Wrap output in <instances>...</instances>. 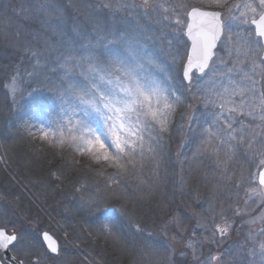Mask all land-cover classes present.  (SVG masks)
I'll return each instance as SVG.
<instances>
[{"label":"rangeland","instance_id":"obj_1","mask_svg":"<svg viewBox=\"0 0 264 264\" xmlns=\"http://www.w3.org/2000/svg\"><path fill=\"white\" fill-rule=\"evenodd\" d=\"M58 1L60 2L58 3L57 0H0V50L5 48L3 50L6 53L5 58L7 55H13L16 60V63L11 62L13 66L15 65L13 68L11 66L7 68L9 60L1 64L3 69L0 72V95L9 103L13 111L6 126L8 124V127L16 126L15 123H17V126L22 129V132L18 133L25 137L24 144L20 140V145L17 146L16 143H12L14 139L9 128L0 129V194L8 200L4 223L14 232L19 233L21 239L17 246L20 245L22 255L29 263L28 260L36 259V251L45 252L40 235L47 232L57 241L60 252L55 260H46L44 264H77V258L82 260V264H109L110 261L112 264H155L158 257L166 255L165 249L171 242V236L175 231L173 217L182 226H186L185 236L192 235V229L199 223L209 229L204 232V236L211 237V229L222 226L223 219L231 218L233 215L231 211H222V209L235 208L237 200L240 201L239 206L243 207V200L247 199L245 190L248 185L239 186L236 180L240 178L241 173L247 176L249 171L257 170L256 164L259 158H251L250 153L258 151L259 146L249 150V155L244 154L246 143L241 145L238 151L233 152L227 144H220L218 139L202 135V129L209 127L210 120L200 125L193 121L192 130H190L188 115L199 116L203 109L196 101L188 98L183 89L181 92H184V101L173 112L176 114L175 126L172 125L173 123L170 124V128L173 127L175 130L172 133L175 137L174 151L171 157L169 153L170 158L166 157L162 151V159L158 166L146 152L142 161L139 157L137 158L135 167L128 165L127 170L122 172L109 161L102 158L96 159V154L80 151L75 144L72 146L67 143L62 144L58 140H42L39 137L30 136L27 131L32 124L54 128V123L49 124L50 119H61L60 101L55 92H51V99L47 101L45 107L41 108L37 104L41 98L40 93L35 88L30 90L23 86L24 74L20 64L24 56L26 60H31V68L34 70H38L43 64L37 58L38 53L32 47L33 43L25 40L27 35H32L33 41L38 42L36 44L47 46V49L53 46L61 50L66 48L68 54L60 57L59 60L54 59L55 63L51 64V67L60 70L59 74L61 73L64 79L78 74L82 82L77 84L83 85L86 83L83 73L87 70V64L77 66L74 60L71 70L66 71L65 57L71 55L78 58L92 52L106 60L105 46L112 53L124 55L120 41L125 36L124 31H120L118 36L113 32V35L109 36L106 31L98 35L91 25L85 27V17L100 19L107 26L117 24V28L119 24L131 23L128 27V38L131 39L137 32L143 35L137 48L144 55L152 57L160 68V71H154L153 75L166 85L175 86L178 84L175 77L182 63L181 58L189 43L183 34V29L173 33L172 28L175 25L163 29L162 25L155 23L157 16L172 15L170 5L174 4L175 0H155V3L163 5V8H157L155 12L149 9L151 19L140 9H136L135 14L129 16L126 12L104 7L106 4H114L115 0ZM130 2L140 3L141 0H130ZM164 8H169V11L165 12ZM198 8L225 12L224 7L221 10ZM92 11L97 12L98 15L96 16ZM100 11L103 15L99 13ZM177 11L186 25V15L182 10ZM35 18L38 20V26L30 31L25 26L32 24ZM229 23L232 33L237 37H245L253 32L249 24ZM71 36L74 38L70 41ZM101 37H103L102 40ZM80 39H82L81 42ZM254 39L258 38L254 37ZM97 40H100V43H97ZM72 45L78 46L70 50ZM227 45V37L219 42L217 56L212 65L213 70L208 72L204 80L208 88H214L216 91L222 92L225 87L236 89L237 95L233 99L239 104L241 99H248L239 95V89L248 87L251 79L260 82L264 65H259L258 62V66L253 67L242 51L238 54L237 49L241 48L239 41L231 46ZM178 51L179 56H177ZM29 74L30 72L25 77ZM13 77L18 80L17 88L22 90L15 97L11 91ZM54 86H57L56 81L50 87ZM260 86L258 83L257 89ZM189 103L195 104L196 107L198 105V112L196 108H189ZM79 115L82 116V114ZM236 120L254 123L251 119H245L242 114H238ZM236 126L239 127V124ZM149 143L152 142L148 140V134L145 133L146 146ZM159 143L163 146L162 140ZM11 145L13 147L9 148ZM152 147L159 151L157 144L152 143ZM13 149L15 152H11ZM14 154L15 156L19 154L20 158H14ZM54 159L55 161L62 159L63 166L66 167L63 170V172L66 171L65 174L59 171L57 163L54 166ZM164 164L172 166L167 172H163L161 177L160 173L164 168L161 165ZM80 166L84 167L80 170ZM89 174L94 175L96 181H87ZM124 179H126L125 183H129L130 191L141 194H130L129 189L123 186ZM98 180L102 181L101 188L97 187ZM169 180L171 187L165 184L166 181L169 184ZM157 186L171 191L170 194H161L166 200L163 196L158 197ZM116 194H123V196L117 198ZM175 196L179 198L178 204L173 203L172 197ZM98 198H103L106 204L109 202L113 204L109 205L106 217H102L103 213L88 211L87 202L96 201ZM152 198L156 201L158 199L154 206H150ZM118 199L121 203L117 201ZM137 202H141L138 214L129 210V208L134 210ZM162 204L165 212L161 210ZM169 204L174 206L167 212L171 207ZM120 206L124 207L127 215L117 211ZM103 207L104 204H101V210ZM150 207H154L153 213L158 212L154 216L158 218L157 221H154ZM249 207L254 210L256 216L264 213L258 201L250 204ZM142 220L146 222L143 223ZM105 224H115V233L105 229L103 227ZM165 224L169 225L167 237L162 231V225ZM253 227L259 233L264 225L257 221ZM201 231V228H196L194 240L201 239ZM248 232L249 225L237 219L226 241L204 246L202 249L204 257L218 255L221 252L227 253L229 249H235L239 243H243ZM217 238H219L218 233ZM67 240H71V243H67ZM33 247L36 251H30ZM197 247H199L198 244ZM96 249L101 252L103 260L93 254L92 250ZM243 259L246 261L247 257ZM255 259L259 260V258Z\"/></svg>","mask_w":264,"mask_h":264},{"label":"snow or ice","instance_id":"obj_2","mask_svg":"<svg viewBox=\"0 0 264 264\" xmlns=\"http://www.w3.org/2000/svg\"><path fill=\"white\" fill-rule=\"evenodd\" d=\"M202 2L209 7H224L225 12L206 11L189 4L187 0H175V3L170 5L171 16H157L155 19V23L162 25L163 29L175 25L172 28L173 33L183 29V34L190 41V47L186 46L187 50L181 58L182 63L175 77L177 85L168 86L153 75V72L160 71V68L152 57L144 55L137 48L141 39L139 32L131 39L125 34L120 41L124 55L112 53L105 46L106 60L92 52L78 58L71 55L65 57L66 71L71 70L74 60L77 66L87 64V70L83 73L86 83H68L66 88L61 84L47 89L50 93L55 92L60 101L61 119H50L49 124L54 123V128L32 124L27 131L30 136L42 140L53 139L62 144H75L80 151L94 153L96 159L109 161L122 172L127 170L128 165L135 167L137 158L142 161L146 152L158 166L163 151L159 142L169 132L170 117L183 102L182 96L186 92L191 100L196 101L203 109L199 116L188 115L190 130L193 121L200 125L210 120L209 127L202 129V135L218 139L220 144H227L233 152L246 143L245 155H249V150L258 145V151H252L250 155L253 159H259L255 172L249 171L247 176L241 173L240 178L236 180L239 186L248 185L245 190L247 199L243 200V207L239 206L240 201L237 200L235 208L222 209L231 211L233 215L231 218L225 217L222 226L212 228L211 237L204 236V232L209 229L199 223L192 229V235L185 236L186 226H182L173 217L175 231L171 242L165 249L166 255L158 257L155 264H264V227L260 228L259 233L253 227L257 221L264 225V213L256 216L254 210L249 207L258 201L264 209V72H261L260 82L251 79L248 87L239 89L241 97H248L247 100L241 99L239 104L233 99L237 95L236 89L225 87L222 92L216 91L214 88H208L204 80L208 72L213 70L218 44L225 37L227 46L239 41L241 48L237 49V53L242 51L253 67H257L258 62L259 65H264V0H237L232 4H228V0ZM104 7L126 12L129 16H133L136 9H140L151 19L149 9L155 12L157 8H163V5L155 3V0H141L140 3L115 0L114 4H106ZM177 10H182L186 15V25ZM164 11L168 12L169 8H164ZM229 22L249 24L254 33L237 37L232 33ZM88 25H91L98 35L107 28V24L100 19L86 16L85 27ZM97 43H100V40H97ZM17 83V78L13 77L11 91L14 97L22 92L17 88ZM39 83L46 87L43 82ZM258 83L261 85L259 89ZM181 89L184 92H181ZM13 102L15 103V99ZM188 107L195 109L196 105L189 103ZM238 114L256 123L238 121ZM49 115L51 116V113ZM145 133L148 134L150 142L157 144L159 151L152 147V143L146 146ZM101 204H104L103 210ZM87 207L89 212L103 213L102 217H106L110 206L104 203L103 198H98L96 201H88ZM117 211L127 215L123 207ZM237 219L249 225V232L243 243H239L235 249H229L227 253L204 257V246L226 241ZM103 227L112 233L116 231L115 224H105ZM196 228L202 229L199 241L193 239ZM162 231L167 237L169 225H162ZM65 235L67 237V233ZM42 238L47 252L55 255L50 257L46 252L30 248V251H36V259L29 264H44L46 260H55V256L59 254L60 248L49 233H42ZM20 239L18 235L7 234L5 230L0 229V250L15 247ZM66 242L71 243V240ZM245 256L246 261L243 259ZM256 257H259L258 261ZM17 264L24 262L18 261Z\"/></svg>","mask_w":264,"mask_h":264},{"label":"trees","instance_id":"obj_3","mask_svg":"<svg viewBox=\"0 0 264 264\" xmlns=\"http://www.w3.org/2000/svg\"><path fill=\"white\" fill-rule=\"evenodd\" d=\"M234 1H236L237 2V0H228V4H230V3H232V2H234ZM57 2L59 3L60 1H58L57 0ZM167 2V1H166ZM189 4H191V5H193V6H198V7H203V8H210V9H218V10H221L223 7H209L207 4H205V3H203L202 2V0H189V1H187ZM99 11V10H98ZM91 12V11H90ZM102 11H100L99 13H101ZM92 13H93V11H92ZM97 13V12H96ZM95 12L93 13V14H96ZM102 15H103V13H101ZM98 14H96V16H97ZM95 16V17H96ZM140 19H142V18H140ZM139 19V20H140ZM141 21V20H140ZM38 20H36V18H35V21H33L32 22V24H30L29 26H25L27 29H29L30 31L32 30L33 31V29L35 28V27H37L38 26ZM42 24V23H41ZM131 23H125V24H119V26H118V28L116 27V25H114V26H112V25H108L107 26V28H106V32H108L109 33V36H112L113 34H112V32L114 33V35H117L118 36V34L120 33V31H124V33L125 34H127L128 35V31H129V29H128V27H129V25H130ZM40 26V25H39ZM237 30V29H236ZM105 31H103V32H105ZM26 32H28V31H26ZM30 34V33H29ZM117 36H115V37H117ZM140 36H141V39H142V37H143V35H141L140 34ZM74 37L73 36H71V38H70V41L73 39ZM77 39H79V38H77ZM25 40H27V42H28V40L30 41V42H32L33 43V45H32V47L33 48H35V51L38 53V59L40 60V62H43V64L39 67V69L38 70H34L33 68H31V60L29 61V60H26L25 58H26V56H24V60H22L21 61V63L22 64H20V67L22 68H20L21 70H22V73L24 74V78H23V86L26 88V89H29L30 88V90L32 89V88H35V90L37 91V92H39L40 93V99L37 101L38 103V105L41 107V108H43V107H45V104L47 103V101H49L50 99H51V97H52V93H50L47 89H49V88H51L50 86L52 85V84H54V81H56V84H57V86H59V85H61V84H63L64 85V87H65V85H67L68 83H80V82H82V78L78 75V74H76V75H74V77H70V78H67V79H64L63 78V76H61L60 74H59V72H60V70H56L55 68H53V67H51V64H53V63H55V61H54V59H56V60H59V58L60 57H64V56H66V54H68V50L65 48H63L62 50L60 49V48H57V47H50L49 49H47V46H39V44H36V43H38V42H35V41H33L34 39L32 38V35L31 36H29V35H27L26 37H25ZM81 40L82 39H80V42H81ZM74 46H78V45H72V48L70 49V50H72L73 48H74ZM80 46V45H79ZM62 48V47H61ZM5 48H3L2 50H0V72H1V70L3 69L2 68V66H1V64L3 63V64H5V63H7V61H8V63H7V68H8V66L10 67H14L12 64H11V62H13V63H16V60H15V57H13V55H11V56H9V55H7V57L5 58V51H3ZM66 50V51H65ZM27 54V53H26ZM11 64V65H10ZM52 70V71H51ZM30 72V74H29V76H27V77H25V75L26 74H28ZM32 72V73H31ZM39 82H43V85H45L46 87H42L41 86V83H39ZM64 82H67V83H64ZM66 88V87H65ZM55 95V94H54ZM188 95V94H187ZM190 96L188 95V98H189ZM182 101H184V99H183V96H182ZM40 102V103H39ZM191 102V101H190ZM8 102L7 101H5V99H4V97H2L1 95H0V129L1 128H9V132L13 135V139H14V141L12 142L13 144L14 143H16L17 144V146H19L20 145V140L22 141V144H24V139H25V137H23L20 133H18V132H22V129H20L18 126H17V123H15L16 124V126L15 125H12V126H10V127H8V121L10 120V117H11V114H12V108H11V106L9 105V103L7 104ZM183 103V102H182ZM47 106H49L48 104H47ZM180 106V105H179ZM179 106L178 107H176V110L179 108ZM196 109V111L198 112V110H199V108H198V105H197V107H195ZM4 114H6V115H4ZM4 115V116H3ZM6 116V117H5ZM175 117H176V114L174 113V114H172V116L170 117V120H172L171 121V123L170 124H172L173 126H175V124H174V120H175ZM178 117V116H177ZM6 122H8L7 124V126H6ZM254 123H256V121H254ZM172 127V126H171ZM171 129H173V130H171ZM171 130V131H170ZM169 131L170 132H168L164 137H163V139H162V141H163V153L166 155V157H169V153H170V157L172 156V154H173V151H174V148H173V146H174V144H175V137H173L172 136V133H174L175 132V130H174V128L172 127V128H170L169 129ZM24 135H25V133H23ZM67 144H70V143H67ZM72 146H75L74 144H71ZM71 146V147H72ZM10 147H13V145H11V146H9V148ZM71 151V150H70ZM11 152H15V150L13 149ZM14 156V158H17L18 157V159L20 158V156H19V154H18V156H15V154L13 155ZM62 157V156H61ZM169 157V158H170ZM15 161V160H14ZM54 161H55V159H54ZM56 163H57V165L59 166V171L62 173V174H65V172H63V170H65L66 169V167H64L63 165V162H62V159H58V160H56L55 161V163H54V166H56ZM162 167H164L161 171H162V173H160V176L161 175H163V172L165 173V172H167V170H169L170 168H171V164H166V166H165V164L164 165H161ZM81 167H84V166H80V170L82 169ZM166 167V168H165ZM168 167V168H167ZM88 168L90 169V167L88 166ZM84 170V169H83ZM82 170V171H83ZM91 170V169H90ZM89 170V171H90ZM92 171V170H91ZM161 177H163V176H161ZM75 179V178H74ZM76 180V179H75ZM96 181V178H95V176L94 175H91L90 176V174H89V177H88V179H87V181ZM125 181H126V179H124L123 181H122V183H124L123 184V186H125V188H127V189H129V183H125ZM171 181L169 180V184H168V181H166L165 182V184L166 185H169V187H171V183H170ZM96 184H97V187L98 188H101V186H102V181H100V180H98L97 182H96ZM108 184V186H111V185H109V183H107ZM89 190V189H88ZM90 191V190H89ZM174 191V190H173ZM172 191V192H173ZM170 192L171 191H169V189L167 188V190H165V187H164V189L163 188H160V187H158L157 186V194H158V197H160V196H163V199L164 200H166L165 199V197H164V195H161V194H170ZM103 193H106V192H103ZM129 193L130 194H141L140 192H132V191H130V189H129ZM128 193V194H129ZM117 195V198H120L121 196H123V194H116ZM113 199V198H112ZM153 200H152V204L150 205V206H154V205H156V203H157V201H158V199H157V201H156V199H154V198H152ZM172 199H173V203H177L178 204V202H179V198L178 197H172ZM119 203H121V200H117ZM108 205H113V204H111L110 202L109 203H107ZM114 204H115V202H114ZM140 204V205H139ZM162 206V208H161V210L162 211H164L165 212V209H163V204L161 205ZM169 206H171L170 208H168V210H167V212H169L170 210H171V208L174 206L173 204H169ZM120 207H123V206H120ZM175 207H177V206H175ZM124 208V207H123ZM139 208H141V202L139 203V202H137L136 204H135V206H134V210L133 209H130L129 208V210H132V211H134L136 214H138V211H139ZM150 209H151V212L153 213V209H154V207L152 208V207H150ZM177 209V208H176ZM177 211V210H176ZM166 212V213H167ZM177 212H179V211H177ZM144 213H148V212H146V211H144ZM151 213V215H153L152 217H154L155 215H157L158 214V212H154L153 214ZM165 213V214H166ZM136 214H135V216H136ZM154 221H157L158 220V218H156V217H154ZM163 220H164V218H163ZM142 222L144 223V222H146V221H143L142 220ZM89 244V243H88ZM88 247H90L89 245H87ZM92 252H94L93 254L96 256V257H98L100 260L102 259L101 258V252L99 251V250H92ZM77 258V257H76ZM256 258H259V257H256ZM79 259L77 258L76 259V261H77V264H82V260L80 259L79 261H78ZM103 260V259H102ZM101 263V262H100ZM105 263V262H104ZM106 264V263H105ZM109 264H112V262L110 261L109 262Z\"/></svg>","mask_w":264,"mask_h":264},{"label":"flooded vegetation","instance_id":"obj_4","mask_svg":"<svg viewBox=\"0 0 264 264\" xmlns=\"http://www.w3.org/2000/svg\"><path fill=\"white\" fill-rule=\"evenodd\" d=\"M3 195L0 194V229H3L6 231L7 234H16L19 236V233H16L13 231L12 228L8 227V225H5L4 221H5V212H7V209H8V200H7V197H2ZM41 237V235H40ZM20 242V240L16 243L15 247H11L10 248V253L13 257H15L16 259L20 260V261H23L24 264H29L27 262V259L25 258V256L22 255V252H21V247L20 245L17 246V244ZM41 244H42V248L44 249L45 252H47L44 244L42 243V240H41ZM59 247V245H58ZM48 253V252H47ZM49 254V253H48ZM49 256H53L51 254H49ZM57 256H55V258H57ZM35 259L33 260H28V261H34ZM47 264H50V263H47Z\"/></svg>","mask_w":264,"mask_h":264},{"label":"water","instance_id":"obj_5","mask_svg":"<svg viewBox=\"0 0 264 264\" xmlns=\"http://www.w3.org/2000/svg\"><path fill=\"white\" fill-rule=\"evenodd\" d=\"M206 11H210V10H206ZM253 32H254V29H253ZM184 36L187 39V41L189 43V47H190V41L188 40V37L185 34H184ZM41 240H42V243L44 244V246H45V248L47 250V246H46L45 242L43 241L42 235H41ZM53 240H55V239L53 238ZM56 243H57V241H56ZM57 245H58V243H57ZM49 254L55 255V254H52V253H49ZM18 261H20V260L16 259L15 257H13L11 255L10 249H8V250H0V264H17Z\"/></svg>","mask_w":264,"mask_h":264}]
</instances>
